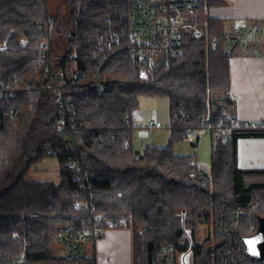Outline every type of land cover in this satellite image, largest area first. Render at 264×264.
<instances>
[{
	"label": "trees",
	"instance_id": "1",
	"mask_svg": "<svg viewBox=\"0 0 264 264\" xmlns=\"http://www.w3.org/2000/svg\"><path fill=\"white\" fill-rule=\"evenodd\" d=\"M223 1L198 0L180 10L207 12L204 22L190 21L202 34L188 35L182 56L160 57L150 78L141 79L142 64L128 50L131 0H65L62 14L51 11L48 0H0V44L5 42L0 48V264H19L20 254L23 264L63 261L52 243L61 225L77 221L72 216L78 182L71 154L84 161L96 210L132 214L127 226L133 233V264H162L166 246L174 255L188 248L181 209L194 240L191 264H214L215 239L208 234L199 241L196 228L210 226L222 200L243 208L252 200L264 203V168L236 164V140L264 136V124H246L235 116L230 55L220 44L232 28L227 30L225 20L208 11ZM115 32L119 39L106 44L103 40ZM46 36L55 68L79 74L64 80L71 95L66 109L57 106V91L45 87L51 77L47 64L36 60ZM212 36L218 39L216 47L208 42ZM21 39L26 43L20 44ZM141 95L168 98L165 146L150 143L138 150L131 145L136 127L131 116ZM63 113L78 127L77 152L55 155L57 183L27 180L29 167L48 155V144H65L57 127ZM201 130L210 135L209 180L190 178L199 170L193 155L172 152L175 141L190 134L196 139ZM262 216L264 207L254 213L255 226ZM241 233L249 235L245 222Z\"/></svg>",
	"mask_w": 264,
	"mask_h": 264
},
{
	"label": "built area",
	"instance_id": "2",
	"mask_svg": "<svg viewBox=\"0 0 264 264\" xmlns=\"http://www.w3.org/2000/svg\"><path fill=\"white\" fill-rule=\"evenodd\" d=\"M198 0H131L129 9V22L127 26V37L131 44L128 47L129 54L134 57L142 67L138 70V77L149 79L156 61L169 56H182L184 53L185 38L188 35L199 37L202 30L198 25L187 22L183 19L184 13L180 10L194 5ZM178 11L177 13H173ZM190 9V8H188ZM119 33L115 32L110 39H104L106 44L119 39ZM23 39L20 44H25ZM212 47L218 45V39L214 36L208 39ZM223 49L232 55L237 49L250 51L251 53L264 50V25L244 21H236L232 30L223 37L220 43ZM5 46L0 44V48ZM231 51V52H230ZM51 44L49 37L46 36L40 41L39 54L36 58L37 63L46 65L51 71L50 82L46 88L57 91L56 104L59 108L66 109L67 103L71 99L70 94H66L65 88L69 87L64 83L66 78L78 79V72L67 73L63 69L55 68L53 61L49 60ZM72 58H77L73 53ZM86 73H82L84 76ZM2 92L0 91V95ZM15 114V111H13ZM65 113V112H64ZM58 121V131L65 140L64 145L46 146L48 155L62 154L65 151L76 150L75 131L78 128L72 120L65 115ZM246 124H264V119L259 122H246ZM160 122L150 119L147 127H158ZM209 125L205 129H209ZM190 133V132H188ZM71 165L76 173L75 180L78 188L72 194L73 217L77 221L61 225L55 234V242L60 245L65 253L64 257L70 264H96L94 255L88 256L87 249L93 245L105 230L118 226H125L126 218L110 212L99 211L91 203L90 187L85 181L84 161L78 154L70 155ZM211 176L210 168L199 169L190 174L193 180H209ZM264 207L260 200L250 201L245 208L241 206L233 207L230 201H220L213 210V219L210 224L209 234L215 239L214 264H264V257H250L245 252L244 237L253 235L258 226L253 223L254 213L257 209ZM181 228L186 236L188 248L177 255H174L169 246L160 255L162 264H188L192 258L193 237L184 225L185 210L179 212ZM129 215V214H128ZM127 221V220H126ZM245 222L249 235L241 233L242 223ZM24 256L20 254L17 262L23 264ZM191 263V262H190ZM40 264V263H36Z\"/></svg>",
	"mask_w": 264,
	"mask_h": 264
},
{
	"label": "crops",
	"instance_id": "3",
	"mask_svg": "<svg viewBox=\"0 0 264 264\" xmlns=\"http://www.w3.org/2000/svg\"><path fill=\"white\" fill-rule=\"evenodd\" d=\"M208 11L211 15L227 20V30L232 28L236 21L257 22L264 25V0H224L221 5L211 7ZM228 61L229 94L235 102L236 118L246 122L263 120L264 50L251 53L237 49L228 57ZM145 128L148 129L147 124ZM173 153L178 154L174 151V146ZM179 154L181 153L179 152ZM194 160L196 162V154ZM236 164L241 168H264V136L239 137L236 140ZM196 165L198 167L197 162ZM205 228L208 232L207 236L210 226ZM56 245L60 251L59 253L54 252L55 256L64 260V249L57 243ZM87 255H94L96 264H133L131 228L125 225L105 230L94 244L88 247ZM190 262H192V258ZM180 264L182 263L180 262Z\"/></svg>",
	"mask_w": 264,
	"mask_h": 264
},
{
	"label": "rangeland",
	"instance_id": "4",
	"mask_svg": "<svg viewBox=\"0 0 264 264\" xmlns=\"http://www.w3.org/2000/svg\"><path fill=\"white\" fill-rule=\"evenodd\" d=\"M50 5V10L58 12L59 14L65 13L67 10V3L65 0H48ZM68 2V1H67ZM207 12L199 15L196 12L186 11L184 13L183 19L187 22L194 20L205 21V15ZM225 27H227V20H225ZM23 39H21L22 41ZM20 41V42H21ZM5 42L2 45L5 46ZM148 119H154L160 122L158 127H148L146 130V124ZM133 124L135 128L132 133V145L134 148L139 150L142 149L146 144H156L159 146H165L168 141V122H169V112H168V98L165 96H151V95H141L139 96V103L137 108L132 113ZM145 130V131H143ZM198 139L196 140L195 135L190 134L186 139L175 141L172 144L174 151L179 155H193L196 154V162L199 169H208L210 165V135L208 131L201 130L198 134ZM167 138V139H166ZM178 142V143H177ZM194 143V144H193ZM25 178L32 181H53L58 182L60 180L58 174V162L55 155H46L40 161L35 162L29 167L25 173ZM115 215H121L126 218L125 224L128 225L132 223V214L127 212H110ZM129 214V215H128ZM179 215V214H178ZM131 225V224H130ZM207 225H199L196 228V233L199 241L204 239L208 233L206 228ZM16 235L15 232H13ZM55 241V240H54ZM52 248L55 253H59L60 248L56 243H52ZM59 248V249H58ZM58 249V251H57ZM58 263L56 261L54 264H70L69 261L64 259ZM190 263V260L188 261Z\"/></svg>",
	"mask_w": 264,
	"mask_h": 264
},
{
	"label": "water",
	"instance_id": "5",
	"mask_svg": "<svg viewBox=\"0 0 264 264\" xmlns=\"http://www.w3.org/2000/svg\"><path fill=\"white\" fill-rule=\"evenodd\" d=\"M257 231L250 236L244 237L245 252L250 257H264V216L258 217Z\"/></svg>",
	"mask_w": 264,
	"mask_h": 264
}]
</instances>
